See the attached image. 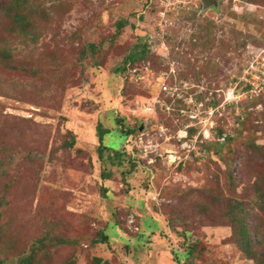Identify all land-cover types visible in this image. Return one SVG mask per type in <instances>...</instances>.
<instances>
[{
  "label": "rangeland",
  "instance_id": "374dc122",
  "mask_svg": "<svg viewBox=\"0 0 264 264\" xmlns=\"http://www.w3.org/2000/svg\"><path fill=\"white\" fill-rule=\"evenodd\" d=\"M7 2L0 264H264V0Z\"/></svg>",
  "mask_w": 264,
  "mask_h": 264
},
{
  "label": "trees",
  "instance_id": "16d2710c",
  "mask_svg": "<svg viewBox=\"0 0 264 264\" xmlns=\"http://www.w3.org/2000/svg\"><path fill=\"white\" fill-rule=\"evenodd\" d=\"M24 0H9V2L5 3V5H3L2 7H5V12L4 15L8 18V20H12L14 19L17 22L23 23L24 19L22 18V13H21V6L23 5ZM16 22V23H17ZM126 25L125 22H119L117 24V29H120L122 27H124ZM135 49H137V47H135ZM146 53V50L144 48H142L141 51H135L130 53L129 55H127L126 59H125V64L127 63H134L140 59H142L144 57ZM4 59H6V55L5 57H3ZM126 67H122V69H116L115 70V74H119L123 71H125ZM108 133L107 130L101 129V127L98 126L97 128V136H98V140H99V150L102 147V137L104 134ZM101 151V150H100ZM247 235V233H244ZM102 242L106 241V238L104 237L103 239H101ZM245 244L247 245L248 242L246 240H244ZM29 258L27 257L25 260H23V262H28Z\"/></svg>",
  "mask_w": 264,
  "mask_h": 264
},
{
  "label": "water",
  "instance_id": "95a60500",
  "mask_svg": "<svg viewBox=\"0 0 264 264\" xmlns=\"http://www.w3.org/2000/svg\"><path fill=\"white\" fill-rule=\"evenodd\" d=\"M204 7H208L210 5H216L221 0H201Z\"/></svg>",
  "mask_w": 264,
  "mask_h": 264
}]
</instances>
